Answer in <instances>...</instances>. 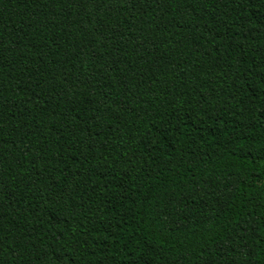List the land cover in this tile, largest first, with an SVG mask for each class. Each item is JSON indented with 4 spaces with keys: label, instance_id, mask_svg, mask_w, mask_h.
Returning <instances> with one entry per match:
<instances>
[{
    "label": "trees",
    "instance_id": "16d2710c",
    "mask_svg": "<svg viewBox=\"0 0 264 264\" xmlns=\"http://www.w3.org/2000/svg\"><path fill=\"white\" fill-rule=\"evenodd\" d=\"M0 264H264V0H0Z\"/></svg>",
    "mask_w": 264,
    "mask_h": 264
}]
</instances>
